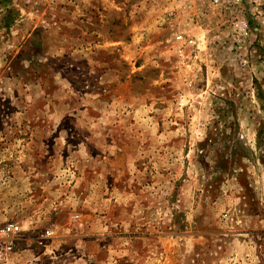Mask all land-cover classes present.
Wrapping results in <instances>:
<instances>
[{"label":"rangeland","instance_id":"374dc122","mask_svg":"<svg viewBox=\"0 0 264 264\" xmlns=\"http://www.w3.org/2000/svg\"><path fill=\"white\" fill-rule=\"evenodd\" d=\"M184 1L0 0V220L34 264H264V0Z\"/></svg>","mask_w":264,"mask_h":264},{"label":"built area","instance_id":"2783aa9c","mask_svg":"<svg viewBox=\"0 0 264 264\" xmlns=\"http://www.w3.org/2000/svg\"><path fill=\"white\" fill-rule=\"evenodd\" d=\"M229 4L231 0H229ZM188 0L184 1L183 7L188 9ZM200 15L208 17V13L222 12L225 7V0H198ZM205 8V10H204ZM189 14V13H188ZM229 20V19H227ZM222 21L220 20L219 23ZM222 25H229L231 27V20ZM233 26L243 33L246 32V25L241 21L233 22ZM177 42H184V37L179 34L175 37ZM53 230H47L44 237L53 235ZM27 236L24 235V230L16 219L0 220V264H34L36 257L30 248H21L19 244L26 241ZM42 245V243H40ZM31 252V258L29 257Z\"/></svg>","mask_w":264,"mask_h":264}]
</instances>
